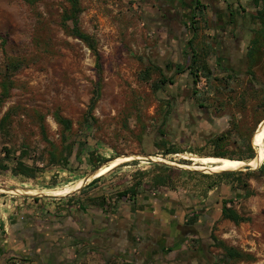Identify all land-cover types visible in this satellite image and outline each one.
<instances>
[{
  "label": "rangeland",
  "instance_id": "374dc122",
  "mask_svg": "<svg viewBox=\"0 0 264 264\" xmlns=\"http://www.w3.org/2000/svg\"><path fill=\"white\" fill-rule=\"evenodd\" d=\"M79 2L80 28L95 38L102 64L101 97L89 122L85 116L98 78L97 58L71 34V21L64 25L70 4L0 0V82L9 58L25 63L12 77L14 86L0 111V119L10 113L0 132V188L9 189L0 190V206L52 199L36 200L14 191L18 187L69 197L98 178L118 192L134 184L138 194L155 193L163 180L162 191L176 190L177 196L230 198L228 207L246 220L236 223L223 214L216 220L220 264H264V161L255 170L228 174L187 169H194L201 156L248 161L253 150L258 152L254 136L264 121L261 6L253 0H201L194 16L198 45L190 46L189 56L167 62L151 41L144 8L135 0ZM236 44L246 55L238 74H232L223 57ZM173 62L187 73L180 81ZM168 78L174 83H160ZM201 78L206 85L198 86ZM57 114L71 120L72 127L64 129ZM163 141L170 152L162 149ZM135 154L141 156L86 181L95 168ZM18 159L36 167L34 177L13 175ZM78 183H83L80 189L62 193Z\"/></svg>",
  "mask_w": 264,
  "mask_h": 264
},
{
  "label": "crops",
  "instance_id": "0c3cea01",
  "mask_svg": "<svg viewBox=\"0 0 264 264\" xmlns=\"http://www.w3.org/2000/svg\"><path fill=\"white\" fill-rule=\"evenodd\" d=\"M135 1L144 8L151 41L162 57L168 62L189 56L190 46L199 43L189 34L196 5L191 0ZM232 49L223 58L230 72L238 74L246 54L238 44ZM178 74L180 81L187 73ZM129 196L120 197L116 188L97 179L74 196L0 206V264H13L15 258L33 264H220L211 242L189 248L154 246L150 231L156 221L174 218L183 224L193 218L159 213L156 207L167 203L165 195Z\"/></svg>",
  "mask_w": 264,
  "mask_h": 264
},
{
  "label": "flooded vegetation",
  "instance_id": "af4514ba",
  "mask_svg": "<svg viewBox=\"0 0 264 264\" xmlns=\"http://www.w3.org/2000/svg\"><path fill=\"white\" fill-rule=\"evenodd\" d=\"M139 1V0H137ZM196 0H191V4H195ZM228 174V173H224ZM157 191L153 193L150 190L142 192L154 196L165 195L167 203H163L159 209V213H168L175 217L192 216L193 220L184 222L183 224L174 221L164 222L159 220L151 228L150 236L151 243L156 247H173V246H186L201 245L204 243H215L216 235L214 232V225L216 220L223 214L225 206L228 207L230 198H224L215 201L214 196H208L203 200L191 196L190 193H185L182 196H177L176 190L163 192L162 185L156 184ZM131 191L127 194L133 198L137 193H133L134 184L129 188ZM217 189V188H216ZM191 222V223H190Z\"/></svg>",
  "mask_w": 264,
  "mask_h": 264
},
{
  "label": "trees",
  "instance_id": "16d2710c",
  "mask_svg": "<svg viewBox=\"0 0 264 264\" xmlns=\"http://www.w3.org/2000/svg\"><path fill=\"white\" fill-rule=\"evenodd\" d=\"M66 1L70 4V9L64 11V14H63L64 25L68 24V22L71 21L72 26L69 27L71 34L74 37L82 40L94 52V54L96 55V58H97L98 78H97V81L95 83V87L93 89V95H92L91 100H90V105H89L87 114L85 116V121L89 122V121L95 120L94 115H93V111L96 107L98 100L101 97V90H102L101 55L98 51L95 38L93 36L85 33L80 28L79 21H78V15L81 13L82 10L80 7L79 0H66ZM253 2L257 6H261L258 13H259V16H260L262 22L264 23V0H253ZM200 3H201V0L195 1V5L197 7H199ZM191 18H192V20H191L192 21V27L189 30V34H191L192 39H194L197 36V33H196L197 28L194 25V18L195 17L192 16ZM190 43L192 44V40L190 41ZM254 43H257V41H255ZM5 45H6V40L2 39V47L4 48ZM193 62H196V61L193 60ZM24 65H25V63H24L23 59H17V58H15V59L9 58L8 59L6 66H5V69L1 73L0 111H1V107L3 105V102L10 96L11 89L14 86V81H13L12 77L19 70H21ZM188 67L192 68V66H190V65ZM181 71H184V70H181ZM198 71H200V70H197L196 72L192 71V74H194V77H197ZM168 81L170 83H173V81H171L169 78L165 79V80H161L160 83L164 84ZM158 87L160 88L161 86H158ZM9 115H10V113L8 112L5 114V116L2 119H0V132H2L5 129L7 121L9 119ZM56 118L63 125L64 129L68 130L72 127L71 120L62 117L59 114L56 115ZM162 143H163L161 145L162 149L163 150L166 149L167 152H170L171 148H166L167 142L163 141ZM255 155L256 154L253 150L251 156L248 157V161L252 160L255 157ZM214 156H219V155H214ZM222 157H226V156H222ZM227 157H229V156H227ZM54 160L57 161L56 156H54ZM64 161H65L64 165L66 167V164H68V157H65ZM91 161H92V158H91ZM11 171H12L13 175H15V176L23 175L25 177L32 178L36 174V167L29 166L28 164H26L22 160L18 159L16 162V165L13 166V168H11ZM96 179H98V178H96ZM164 182H163V180H160L158 183H164ZM130 191H131L130 189L120 191L119 196H121V197L126 196ZM132 192L135 194L137 192L136 188H134V190ZM64 196H67V195H64ZM35 199L38 200V198H35ZM225 203L227 204L228 202L225 201ZM223 215L225 217H227L228 219L233 220L236 223H240V222L246 220V218H244L243 216H240L236 211H234L232 208H229L227 206H225V208L223 210ZM228 253L230 256L236 255V252L232 249L228 250Z\"/></svg>",
  "mask_w": 264,
  "mask_h": 264
},
{
  "label": "bare ground",
  "instance_id": "6f19581e",
  "mask_svg": "<svg viewBox=\"0 0 264 264\" xmlns=\"http://www.w3.org/2000/svg\"><path fill=\"white\" fill-rule=\"evenodd\" d=\"M255 146L258 150L255 157L250 161H245L241 159H234L229 157H222V156H201L196 159L195 165L192 167L197 170L207 171V172H222V171H237V170H245L247 166H250L252 169H257L261 166L264 161V121L261 123L259 128L257 129L255 136H254ZM139 157H125L116 159L113 162L109 163L99 171L95 173L93 177H90L89 180L94 179L98 176H104L113 169L117 168L121 164L126 163L127 161ZM144 158V157H141ZM155 158L154 160H162V158L152 157ZM167 160V159H166ZM88 180V181H89ZM83 183H78L73 185L71 189H64L62 190L63 194L71 193L72 190H78L82 187ZM16 192L19 193H28V194H37L42 193L37 188L32 187H18L15 188ZM54 194V193H53Z\"/></svg>",
  "mask_w": 264,
  "mask_h": 264
},
{
  "label": "water",
  "instance_id": "95a60500",
  "mask_svg": "<svg viewBox=\"0 0 264 264\" xmlns=\"http://www.w3.org/2000/svg\"><path fill=\"white\" fill-rule=\"evenodd\" d=\"M135 157H139V156H141V155H138V154H135L134 155ZM142 157H147V158H149L151 161H154V162H157V163H160V164H164V165H168V166H176V167H179V168H185V167H183V166H180V165H177V164H173V163H170V162H167V161H164V160H154L152 157L153 156H142ZM113 160V159H112ZM111 161V160H110ZM109 161V162H110ZM108 162V163H109ZM107 164V163H106ZM106 164H104V165H106ZM104 165H101V166H99V167H97V168H95L89 175H87L86 177H85V179H86V181L88 182V179L90 178V177H93L94 175H95V173L102 167V166H104ZM187 169H189V170H192V171H202V170H197V169H190V168H187ZM245 170H255V169H252L250 166H247L246 168H245ZM207 172V171H206ZM228 172H233V171H222V173H228ZM215 173H218V172H215ZM86 182V183H87ZM85 183V184H86ZM0 190H9V189H6V188H0ZM26 195H28V196H31V197H33V198H37V197H44V198H52V199H57V198H60V197H66V196H56V195H52V194H46V193H37V194H28V193H25Z\"/></svg>",
  "mask_w": 264,
  "mask_h": 264
},
{
  "label": "built area",
  "instance_id": "2783aa9c",
  "mask_svg": "<svg viewBox=\"0 0 264 264\" xmlns=\"http://www.w3.org/2000/svg\"><path fill=\"white\" fill-rule=\"evenodd\" d=\"M203 85H206L205 78H201L198 86H203ZM13 264H33V263L22 258H15L13 259Z\"/></svg>",
  "mask_w": 264,
  "mask_h": 264
}]
</instances>
